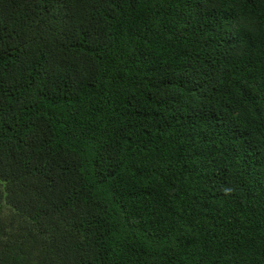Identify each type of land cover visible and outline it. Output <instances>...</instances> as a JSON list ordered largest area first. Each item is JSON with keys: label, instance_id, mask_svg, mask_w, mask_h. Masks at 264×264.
Returning a JSON list of instances; mask_svg holds the SVG:
<instances>
[{"label": "trees", "instance_id": "obj_1", "mask_svg": "<svg viewBox=\"0 0 264 264\" xmlns=\"http://www.w3.org/2000/svg\"><path fill=\"white\" fill-rule=\"evenodd\" d=\"M0 264H264V0H0Z\"/></svg>", "mask_w": 264, "mask_h": 264}]
</instances>
